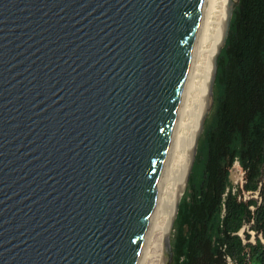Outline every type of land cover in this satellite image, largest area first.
<instances>
[{
	"label": "water",
	"instance_id": "obj_1",
	"mask_svg": "<svg viewBox=\"0 0 264 264\" xmlns=\"http://www.w3.org/2000/svg\"><path fill=\"white\" fill-rule=\"evenodd\" d=\"M208 3L0 0V264H141Z\"/></svg>",
	"mask_w": 264,
	"mask_h": 264
},
{
	"label": "trees",
	"instance_id": "obj_2",
	"mask_svg": "<svg viewBox=\"0 0 264 264\" xmlns=\"http://www.w3.org/2000/svg\"><path fill=\"white\" fill-rule=\"evenodd\" d=\"M213 98L171 231V264H264V0H238ZM236 163L242 186L230 179Z\"/></svg>",
	"mask_w": 264,
	"mask_h": 264
},
{
	"label": "bare ground",
	"instance_id": "obj_3",
	"mask_svg": "<svg viewBox=\"0 0 264 264\" xmlns=\"http://www.w3.org/2000/svg\"><path fill=\"white\" fill-rule=\"evenodd\" d=\"M227 4L228 0H209L208 3L183 113L176 127L169 161L165 165L162 190L146 235L141 264H147V260L158 256L162 239L171 231L175 205L185 188L200 120L209 103L212 60L223 38Z\"/></svg>",
	"mask_w": 264,
	"mask_h": 264
},
{
	"label": "rangeland",
	"instance_id": "obj_4",
	"mask_svg": "<svg viewBox=\"0 0 264 264\" xmlns=\"http://www.w3.org/2000/svg\"><path fill=\"white\" fill-rule=\"evenodd\" d=\"M241 173L242 172H241L238 164L236 163L233 166V168L231 169V171H230V179H231V182L234 185H236L237 183H239L240 178H241ZM185 189H186V187H185ZM184 192H185V190L183 191L181 197L183 196ZM244 231H247V227L242 228V230L240 231L242 238H244ZM248 233L251 235L250 241L254 242L255 241L254 235L251 234L249 231H248ZM161 244H162V241H161ZM159 254H158V256L156 258H152L151 260H147L146 261L147 264H151L152 262H153L152 264H162V254H163V249L162 248H161ZM150 261H151V263H150Z\"/></svg>",
	"mask_w": 264,
	"mask_h": 264
},
{
	"label": "built area",
	"instance_id": "obj_5",
	"mask_svg": "<svg viewBox=\"0 0 264 264\" xmlns=\"http://www.w3.org/2000/svg\"><path fill=\"white\" fill-rule=\"evenodd\" d=\"M242 175H243V173H241L240 181H239V183H237L236 185L242 186V183H243ZM232 191L234 192V191H235V188H234ZM249 232H250L251 234H253L252 231H249ZM239 235L241 236V233H240V232H239ZM241 237H242V236H241ZM227 261H228L227 264H232V263L230 262V259H229V258L227 259Z\"/></svg>",
	"mask_w": 264,
	"mask_h": 264
}]
</instances>
